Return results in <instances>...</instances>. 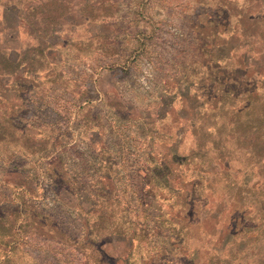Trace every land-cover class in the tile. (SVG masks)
I'll return each mask as SVG.
<instances>
[{
  "label": "rangeland",
  "instance_id": "374dc122",
  "mask_svg": "<svg viewBox=\"0 0 264 264\" xmlns=\"http://www.w3.org/2000/svg\"><path fill=\"white\" fill-rule=\"evenodd\" d=\"M215 1L117 0L106 7L112 15L106 23L88 24L110 33L93 43L103 50L64 43L53 82L23 93L25 111L16 124L29 134L51 128L56 140L44 152L30 153L34 137L25 150H0V226L16 242L9 251L0 236V264H101L106 258L120 264L109 259L127 248L133 229L128 264H214L221 244V260L264 264V236H255L264 196V46L252 41V23L244 20L248 51L238 46L233 62L220 60L225 51L218 48L236 42H201L194 31L195 22L220 20L219 34H233L234 19L226 20L223 4ZM112 87L116 92L103 93ZM171 87L178 93L165 96L158 110L165 118L158 120L156 106ZM184 91L192 93L184 102L192 113L181 120ZM200 123L206 124L202 130ZM176 124L180 131L170 151L180 166L181 154L197 152L196 141L205 144L200 166L195 160L178 168L183 184L192 187L180 216L190 230L182 247L180 223L168 212L180 211L183 202L170 193L175 189L166 183L163 155ZM216 149L228 158L222 166ZM104 178H110V195ZM38 231L46 236L32 235ZM74 243L89 249L74 252Z\"/></svg>",
  "mask_w": 264,
  "mask_h": 264
},
{
  "label": "trees",
  "instance_id": "16d2710c",
  "mask_svg": "<svg viewBox=\"0 0 264 264\" xmlns=\"http://www.w3.org/2000/svg\"><path fill=\"white\" fill-rule=\"evenodd\" d=\"M113 4L119 3L117 0H0V150L5 152L13 151L14 149L25 150L28 147V137H30L29 139L34 137L29 148L32 151L30 152L31 154L44 152L47 146L54 145L56 136L53 133L50 134L54 131L53 129L50 128L48 131L41 130L38 134H29L27 127L21 128L16 124L17 118L25 111V95L23 93L28 91L29 87H37L46 82H53L52 78L55 77L54 73L56 72L57 61H59L57 55L65 47L64 43H68L71 48L85 52L93 48L103 50V48L96 44L93 46V43L95 40L106 39L110 33L108 30H97L94 32L89 29L90 25L88 24L94 23L101 25L106 23V20L112 16L106 7L114 6ZM214 4H223L222 16L226 17V20L234 19L233 34L227 32L228 36L226 37L219 34L218 28L220 26L217 22H220V20L206 23L205 26L195 22L194 25L196 28L194 31L201 42H204L209 37H212L216 42L220 40L218 44L215 42V45H220V43L221 45L222 43L227 44L232 41L236 42L231 46L232 48H218V51H225L221 54L223 58H220V60L227 59L233 62L232 60H234L239 52L245 54L248 51V36L243 26L244 20L252 23L253 33H250L253 39L252 41L260 42V46H264V32L256 33L255 31L256 29L264 28V5H262L264 4V0H216ZM225 4H233L238 8V11H232ZM244 4H250V9L245 10ZM212 10L216 12L215 8ZM79 41H81L80 44L83 48L77 47ZM238 46H242L243 49L235 53L239 49ZM257 52L256 55L261 54L260 50H257ZM238 65L240 66L241 64ZM112 86L114 87V85ZM113 87L110 90H106V92L103 91V93H109V91L116 92ZM172 93L176 94L178 91L174 87L168 88L166 94L160 100L159 106H156L157 109H155L154 117L158 120L165 118V114H158V110L165 105L164 98H172L170 96ZM180 97L182 109L178 114L179 116L181 115V120L189 119L192 111L187 109L188 106L184 102L192 97V93L184 91ZM170 111L171 113H176L175 110L170 109ZM205 126V123H200L198 129L202 130ZM175 127L177 128V133L174 134L173 139L167 145L164 144L163 155L166 165H168L166 183L168 186L169 184L174 185L173 187H169L175 189L174 191L170 189V193L183 202L182 207L179 209L180 211L173 212L169 210L168 212L172 221L180 223L178 230L182 242L178 246L182 247L189 240L190 230L187 229V225L183 224L187 219H181L180 216L182 217L185 214L187 194L192 187L188 184H183V177L178 168L183 169V167L188 166L190 162L195 160L198 161L196 164L197 167L200 166L199 162H201L202 158L199 152H202L205 144L202 140L196 141L197 152L188 151L181 154L184 165L180 166L178 162H175L174 156L170 151L176 142L178 130L180 131L178 124ZM19 131L22 132L20 135L17 134ZM89 133L91 137L100 136L99 133ZM221 141L227 144L228 136H225L223 139L221 138ZM36 142L42 143L36 146ZM206 152L203 151V154ZM214 155L220 166L228 159L227 157H223L222 151L219 149L214 151ZM174 171L176 172L174 173ZM173 174L175 178L171 177ZM7 181H11V179ZM109 182L110 178H104L102 185L110 195L112 189L107 186ZM262 185L263 183L259 185V195H263L264 193V187ZM166 195L167 193L163 190L158 192V196L162 200L167 198ZM256 213L258 215L255 218L258 220V224L255 236L257 237V241H260L261 237L264 236V196L261 198V203ZM5 215L9 217L10 212ZM9 233L10 230L7 231L0 226V236L6 237L3 243L6 249L10 251L16 247V242L8 237ZM130 233L133 238L130 243L126 244L127 248L118 257L112 255L113 257L109 259L111 260L110 263L117 261L120 264H128L127 261L131 257L130 252L135 246L133 242L134 238H137L134 229ZM141 233L138 231L139 235ZM117 234V232H111L109 236ZM32 235L40 237L46 236L42 231L32 233ZM219 236H222V233ZM80 248L84 250L85 248L89 249L87 246H81L75 243L71 246L74 252H77ZM222 249H224L222 244L218 245L215 249L214 258H216V261L214 264H230L235 258L234 256H228L224 260L219 259L222 254ZM195 251L198 252V250ZM92 255L90 253L86 257L89 259ZM101 264H108L107 258Z\"/></svg>",
  "mask_w": 264,
  "mask_h": 264
}]
</instances>
